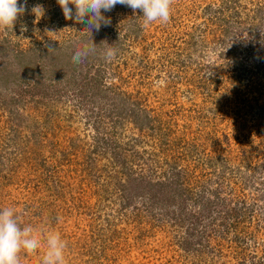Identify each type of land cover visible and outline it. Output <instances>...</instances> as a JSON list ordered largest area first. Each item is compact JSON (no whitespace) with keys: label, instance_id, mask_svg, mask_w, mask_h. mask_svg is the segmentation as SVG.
I'll use <instances>...</instances> for the list:
<instances>
[{"label":"rangeland","instance_id":"rangeland-1","mask_svg":"<svg viewBox=\"0 0 264 264\" xmlns=\"http://www.w3.org/2000/svg\"><path fill=\"white\" fill-rule=\"evenodd\" d=\"M221 1L173 0L169 22H153L148 28L143 27L139 9L134 12L119 5L118 10H102L110 19L108 25H101L107 28L109 37L106 48L116 42L118 49L113 60L101 64L100 75L116 87L120 86L119 77L124 79L128 85H122L121 91L132 93L133 99L138 96L152 117V127H161L162 134L177 142L180 149L188 142L185 148L194 152L187 160L181 159L180 165L186 169L188 164L193 174L190 179L200 177L207 188H217L222 196L246 197L255 203L243 224L247 228L240 231L244 239L239 248L230 233L218 241L213 238L208 248L204 245L199 250L196 243L182 239L184 230L172 219L158 224L145 208V213L135 215L134 203L120 210L118 185L126 180L127 173L96 148L95 131L83 120V111L79 115L71 112L75 108L71 104L78 97L70 95L72 92L62 83L57 87L45 70L40 74L42 81L34 86V74L38 72L29 76L18 65H7L9 58L0 55V209L15 208L21 227L31 224L58 231L67 242L66 264H251L255 257L262 258L264 173L256 166L264 158V84L259 82L264 83L259 76L264 75V63L261 66L259 62L264 59L259 52L264 21L248 18L240 33L236 32V20L228 18L229 26L221 23L220 16L212 23L215 15L205 8H217ZM23 3L18 0V6ZM36 4L44 9L58 5L56 0H27L26 9ZM255 8L248 7L249 17L253 18ZM31 15L27 19L25 14L19 16L20 22L16 20L9 31L0 29V41L18 43L16 51L30 49V43L39 45L43 39L61 42L63 30L58 32L60 37L46 32L58 30L51 18ZM133 24L137 36H126ZM74 25L84 24L74 21ZM224 29H228L226 33ZM91 40L85 43L91 44ZM241 43L248 47L243 48ZM236 44L247 49L241 52L238 64L232 60ZM104 50L105 46L101 48L103 56ZM86 69L76 66L73 75L78 78ZM90 72L95 74V68ZM252 81L256 85L252 86ZM123 133V141L130 137L141 141L126 150L128 158L133 150L138 155L155 150L157 137L150 130L140 132L128 124ZM242 149L250 166L237 176H228L229 170L221 173L222 161L227 160L226 166L232 168ZM200 151L203 160L198 161ZM205 155L213 159L218 173H213L214 167L204 160ZM128 162L132 167L129 171L137 172L140 161ZM115 175L116 180L112 177ZM220 179L229 181L233 191L226 182L219 183ZM135 202L140 204L141 200ZM240 203L233 200L237 208ZM43 251V245L33 253L22 250V264H40Z\"/></svg>","mask_w":264,"mask_h":264},{"label":"trees","instance_id":"trees-1","mask_svg":"<svg viewBox=\"0 0 264 264\" xmlns=\"http://www.w3.org/2000/svg\"><path fill=\"white\" fill-rule=\"evenodd\" d=\"M31 1L33 2L34 0ZM252 5H256V8L252 11L253 18L249 17L248 14V7ZM118 8L119 4L114 7V10H118ZM31 9L32 7L25 10L26 19L32 16L30 14ZM205 10L206 12L213 11L215 19H210L212 23L218 17L220 18V16H222L220 18V21L222 20L221 23L227 22L229 24L228 18L236 20V32L239 33L242 30L241 28H243L242 24L248 23V18L253 20L260 18V21H264V0H222L219 7L215 8L214 5H209ZM74 11L75 9L73 8ZM45 15L51 18L52 25L58 29L56 35H54L55 37H60L59 31L62 32L63 30V33L65 32L61 42L57 41V39H43L40 43L43 49L40 48V44L37 45V43L33 42L29 44L31 46L30 49L16 51L18 43L13 45L9 40L1 39L0 45L3 50L0 51V55L9 58L8 63H6L7 65H18L20 70L29 76H33L34 71L38 72V74H34V81H37L34 82V86L42 81L41 78L43 77L40 74L45 70L50 78H54V83L57 84V87L62 83L64 89L72 92L70 95L78 97V100L71 104L73 105L72 107H75L71 112L79 115L81 114L80 111H83V114H81L83 120L90 124L95 131L94 140L96 148L99 151L101 150L102 154L110 159L109 162L112 165L116 163L120 164L121 171H126L127 173L126 180L124 179L122 184L118 185V189L121 192L120 197H117V200L121 201L119 204L120 210H126L127 207L134 203L133 211L135 215L142 212L145 213V208L151 211L149 218H152L158 224L167 221V219L170 221L172 219L175 224L182 226L183 233L186 236V238L184 236L182 239L191 244L196 243L199 250L204 245L206 247L209 246L213 238L218 241V239H223L230 233L233 235L230 238L235 243V247L239 248L241 246L240 240L244 239V233H242L243 237L241 239V232L247 228L243 224L248 219L249 213L254 209L255 203L250 202L246 197L231 198V195L222 196L217 188L213 186L207 188L204 184L205 180H202L200 177L196 176L194 179L192 177L193 180L190 179V176H193V174L188 169V164L186 163V169L180 165L181 159L183 161L187 160L188 157H192L194 152L193 149L190 150V147L185 148L188 142L185 141V145L181 146L180 149L176 146L178 145L177 142L171 141L168 139V135L162 134L161 127H152V117L149 116L148 110L141 106L138 96L133 99L132 93L121 91L120 87L127 84L124 79L119 77V87L114 86L111 81L110 83L104 81L100 75V66L101 64H105L101 48L105 46L106 49V44L109 43L108 33H106L107 28L100 27L99 31L93 29L90 32L85 29L86 25H82L81 27L73 26L75 20L66 19L62 9L58 5H52L51 8L45 9ZM34 18L36 17L34 16ZM225 18L227 20H224ZM17 20L20 22V17ZM135 28V24L128 27L126 36L135 35ZM7 30H11V27L10 29L7 28ZM226 30L228 29H224L223 33H226ZM27 35L30 37V33ZM90 37H92V40L89 39ZM240 39L242 40V37ZM90 40L91 44L93 42L97 46L95 50L90 52L87 57L82 58L79 63L74 62L72 59L74 53L84 45L90 46L91 44L85 43H89ZM255 41L259 44L258 39H255ZM245 43H241L243 48L248 47ZM35 45H37L36 49ZM111 46L114 49H118L116 42ZM50 47L53 50L50 51ZM232 48V56L234 55L232 60L235 59V63L238 64L237 60L241 52L247 49H240L238 44ZM259 52L264 55V38L262 39V46L259 47ZM228 56L230 57L231 54ZM259 62L262 66L264 59L262 58ZM79 65L87 67V69L83 73L81 71L78 78H76L73 74H75L76 66ZM93 68H95V74H88ZM12 75L9 72L8 78L11 77L12 79ZM49 76L47 77V82L51 81ZM259 76L264 81L263 73L259 74ZM259 82L263 86L264 83L262 81ZM251 84L252 86L256 85V81H252ZM43 86L45 89L47 88L46 84ZM59 98L61 97L58 96L56 100L59 101ZM69 116L70 114L68 113L67 118ZM128 124L133 129L135 127L137 131L150 130L151 134H155L157 137L156 142L158 143H155V150L144 151L141 155H138V152L133 150L128 158L126 150L133 149L138 143H141L136 137H130L123 141L125 138L123 132L126 130ZM106 125L109 126V131ZM157 131H159V134ZM194 145L192 144V146ZM202 151L204 152L205 150L202 149ZM202 151H200L201 157H197L198 161L203 160ZM236 158L237 161L234 165L232 164V168L226 166L227 160H223L220 165L221 173L229 170L228 176H233L232 173L237 176V174H240V171L250 166L245 150L242 149V153ZM129 159L136 161L138 159L140 161L137 172L134 173L133 170H131L132 172L129 171L132 168L128 165ZM208 159L209 157L205 155L204 160L214 167L213 173L215 174L220 169L217 166L215 169V165L212 163L213 159ZM256 169L259 170L258 172L261 173L262 171L264 173V158L258 162ZM115 172L119 173L118 171ZM255 173L253 171V175ZM112 177L115 180L117 179V175ZM258 177H260L259 173ZM238 178L240 177L238 176ZM251 179L253 180L252 177ZM218 181L219 183L226 182L230 192L233 191L229 181L224 179ZM216 184L217 182H215ZM138 198L141 200L140 204H136L135 202ZM235 199L241 202L238 208L233 204V200ZM231 204L234 206H231ZM136 205H140L141 207L139 206L138 208ZM240 250H237V252ZM210 251L213 252L214 250ZM233 252L235 251L233 250ZM256 263L264 264V253L262 254V258L255 257L251 261V264Z\"/></svg>","mask_w":264,"mask_h":264},{"label":"clouds","instance_id":"clouds-1","mask_svg":"<svg viewBox=\"0 0 264 264\" xmlns=\"http://www.w3.org/2000/svg\"><path fill=\"white\" fill-rule=\"evenodd\" d=\"M173 0H56L66 19L86 25L90 32L99 31L101 25H108L110 19L102 14L110 12L117 4L130 7L134 12L142 11L143 27L148 28L153 22L167 23L170 20L171 4ZM27 0L19 4L18 0H0V29L13 27L17 18L24 14ZM73 7L75 11L73 12ZM36 18L45 15L42 4H36L31 9ZM47 33L56 34L46 30ZM97 46L84 45L78 49L72 59L79 63L82 58L94 51ZM49 50H53L51 47ZM212 55L215 54L213 51ZM116 57V49L108 45L104 52L106 61ZM21 217L15 208L0 209V264H22L20 253L22 250L33 253L43 245L44 251L40 264H66L65 250L67 242L61 234L52 229L44 230L31 224L21 227Z\"/></svg>","mask_w":264,"mask_h":264}]
</instances>
